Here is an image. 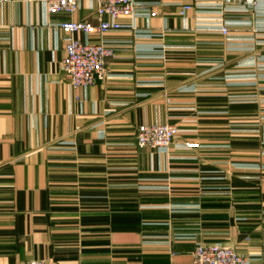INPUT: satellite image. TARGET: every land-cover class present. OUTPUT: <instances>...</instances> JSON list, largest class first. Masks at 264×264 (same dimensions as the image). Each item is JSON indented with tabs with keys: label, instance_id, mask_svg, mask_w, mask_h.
I'll return each instance as SVG.
<instances>
[{
	"label": "crops",
	"instance_id": "1",
	"mask_svg": "<svg viewBox=\"0 0 264 264\" xmlns=\"http://www.w3.org/2000/svg\"><path fill=\"white\" fill-rule=\"evenodd\" d=\"M137 1L147 11L106 34V78L74 88L58 23L97 22V0L73 14L0 0V264H193L198 241L264 255V76L230 75L264 59V33L209 27L264 24V0ZM143 122L179 125L168 151L138 146Z\"/></svg>",
	"mask_w": 264,
	"mask_h": 264
},
{
	"label": "built area",
	"instance_id": "2",
	"mask_svg": "<svg viewBox=\"0 0 264 264\" xmlns=\"http://www.w3.org/2000/svg\"><path fill=\"white\" fill-rule=\"evenodd\" d=\"M5 1V0H3ZM236 7H224L248 12L259 10L262 0H233ZM48 12L75 13L80 8V0H43ZM229 2V0H228ZM149 4L137 0H97V22L85 19L66 18L58 23L64 35L66 55L61 61L62 68L68 74L70 84L74 88L86 87L98 79L107 76L108 60L116 55V42L106 37L112 30L125 26L124 17L135 16L141 11H147ZM222 8V5H219ZM193 8L192 3H183L179 13L186 16ZM261 10V9H260ZM252 27L253 31L264 33V24H253L250 19L232 20L224 18L209 25L219 29L230 37V28ZM86 34L97 32L99 41L82 40L76 33ZM255 43H264V39L255 38ZM263 40V41H262ZM249 48H254L251 45ZM180 131L178 125L168 122H143L137 126L136 140L140 147H150L159 151H168L176 134ZM188 147L198 146V143H187ZM25 264H56L45 258H31ZM193 264H264V255L246 254L236 246L220 241H198L193 252Z\"/></svg>",
	"mask_w": 264,
	"mask_h": 264
},
{
	"label": "rangeland",
	"instance_id": "3",
	"mask_svg": "<svg viewBox=\"0 0 264 264\" xmlns=\"http://www.w3.org/2000/svg\"><path fill=\"white\" fill-rule=\"evenodd\" d=\"M264 45V43H261ZM258 45V44H256ZM256 45H254V48H250L252 51H255L256 49ZM259 56H261V54H259L257 51L255 52V56L253 59H251L252 61L249 62L251 64H249L248 66L247 65H244V66H241L238 70H235L233 72L230 73L231 76H234L235 78L239 79V80H242V79H246L247 77L249 79H254L255 81L259 78V76H264V59L260 58ZM236 87H238L240 90L242 89L241 87L245 88L246 86H248V84H243V83H239L237 85H235ZM254 87L256 89L255 91V97L254 99H257L258 96H259V91H261L262 89V84H258V83H251V85H249V87ZM263 117V116H262ZM261 117V118H262ZM168 123H173V122H168ZM173 124H176V123H173ZM259 123L257 122L255 125V131H258L257 129H259L257 126ZM178 125V124H176ZM179 127V125H178ZM180 128V127H179ZM246 126L245 125H241L239 124V131H243L245 130ZM175 140V138H174ZM187 143H191L189 140L185 139V145L187 146ZM193 143H198V146H201V144L199 142H193ZM198 146H195V147H198ZM194 147V146H193ZM255 169H261V166L260 164H257V165H254L253 166Z\"/></svg>",
	"mask_w": 264,
	"mask_h": 264
}]
</instances>
